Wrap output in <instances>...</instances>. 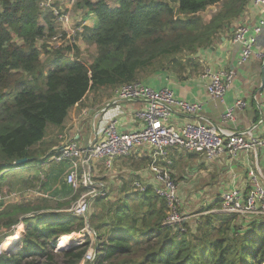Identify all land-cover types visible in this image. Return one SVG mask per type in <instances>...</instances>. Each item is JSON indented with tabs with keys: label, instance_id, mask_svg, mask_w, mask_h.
I'll list each match as a JSON object with an SVG mask.
<instances>
[{
	"label": "trees",
	"instance_id": "obj_1",
	"mask_svg": "<svg viewBox=\"0 0 264 264\" xmlns=\"http://www.w3.org/2000/svg\"><path fill=\"white\" fill-rule=\"evenodd\" d=\"M250 1L77 0V8L93 12L99 21L83 29V40L97 48L87 64L77 50L75 58L71 47L49 45L57 24L42 11L40 0H0V186L9 172L47 162L54 151L44 159L39 156L46 153L48 129L61 127L90 91L134 81L150 85L153 75L198 68L199 50L213 44ZM211 8L209 18L202 16ZM43 52L50 53L47 62ZM24 158L27 163H16ZM63 188L65 195L76 194L67 183ZM94 205L103 208L89 216L97 233L92 264H264V216L244 225L236 215L211 213L195 235L165 222L166 202L152 187L126 192L115 202L98 197ZM45 207L12 204L0 213V230L6 229L1 239L14 235L18 224L25 225L0 264L81 263L91 238L80 245L64 247L63 242L85 229V219L66 209L43 211Z\"/></svg>",
	"mask_w": 264,
	"mask_h": 264
},
{
	"label": "crops",
	"instance_id": "obj_2",
	"mask_svg": "<svg viewBox=\"0 0 264 264\" xmlns=\"http://www.w3.org/2000/svg\"><path fill=\"white\" fill-rule=\"evenodd\" d=\"M74 1L65 3L64 0H58L62 6L66 5L67 7H71ZM78 11L82 13L78 20L82 19L86 23L85 26L95 27L98 25V18L93 12L85 8H79ZM70 16L74 23L71 14ZM261 16L260 9L251 0L242 14L238 18H234L231 23L227 24L219 32L213 44L199 50L197 63L200 65L198 68L195 66L186 67L183 73H161L153 75L147 80L154 87L171 88L175 95L180 98L202 103L203 110L200 113L185 114L178 111L168 120L169 124L181 127L186 122L202 121L218 129L245 130L259 122L258 128L253 130V135L260 139L264 137V91L261 88L263 64L257 57L253 56L244 66L239 67L238 58L241 45L234 40V32L238 26L246 24L252 28L260 21ZM83 42L85 41L82 39L80 43ZM263 48L264 32L258 37L255 50L257 52ZM206 68L236 71V78L224 101L214 100L208 93L206 88L208 82L202 78V73ZM115 89L90 91L82 103L75 105L71 109L61 127H50L45 138L46 153L39 156V158L44 159L51 155L53 151L57 152L65 141L75 140L80 144H87L90 140L101 136L102 129L111 118L118 119V125L121 130H135L138 127V123L133 120L132 113L133 110L144 106L143 101H120L115 104L113 103ZM103 90L109 92V94L101 93ZM238 98L247 100L249 104L246 109L237 112V121L235 126L232 127L224 121L223 114L227 106ZM40 149L43 150V148ZM134 152L138 153L136 156L140 157L141 161L147 162L146 169H140L141 167L132 163L123 164L121 159L114 163L112 170H107L101 162L94 164V180L100 184L102 190H105V195L97 196L96 198L107 197L115 202L126 192L130 195L137 194V192L144 193L137 189V182L144 183L147 187H152L153 173L150 167L151 157L149 151L147 148L139 147ZM142 152H144L145 160H142ZM201 154L203 153L176 149L171 153L167 162L164 163V166L171 170L172 174L181 171L178 164L183 158L192 166V174L189 175L190 178L187 185L178 182L179 196L183 209L185 213L191 216L190 218L196 216L195 210H193L196 205L199 204V206L203 205L204 207L216 205L221 201L222 194L227 190L241 187L245 192H248L251 189L252 172L261 175L264 179V146L259 147L256 151H242L236 157H231L228 153H224L216 159H209L205 154L203 156ZM68 167L69 164L67 163H52L48 159L47 162L35 163L25 169L9 172L8 175L13 177L10 185L14 186L13 188L15 189L12 191L14 198L19 195L17 190H20L22 186L28 187L23 196V198L27 199V202H21V196L19 195V198L10 203L24 204L38 199L39 201L41 200V202H38L39 204L46 206V211L65 212L66 207H60V205L65 204V202L70 203V205L74 203L70 201L72 199L71 193L63 194V184H66L65 176ZM31 184H41L46 191L33 189ZM54 201L57 203V207L47 205V203ZM6 206L8 205L0 206V213ZM68 208L66 211H68ZM207 211L203 212L202 215ZM238 220V224L242 220L241 224L246 225V219L241 218L240 220L239 218ZM192 225L190 227H194ZM22 226L25 227L21 223L14 228L15 232L19 231L17 238L24 232H21ZM18 240L12 241L8 247L10 248ZM72 242L74 243V240L70 241L66 246H72ZM60 244L63 246L61 240ZM8 247L7 250H9ZM59 248L61 247L59 246Z\"/></svg>",
	"mask_w": 264,
	"mask_h": 264
},
{
	"label": "built area",
	"instance_id": "obj_3",
	"mask_svg": "<svg viewBox=\"0 0 264 264\" xmlns=\"http://www.w3.org/2000/svg\"><path fill=\"white\" fill-rule=\"evenodd\" d=\"M252 2L260 9L262 16L254 27L250 28L244 24L238 26L234 32V40L241 45L239 67L244 66L253 56L264 65V48L257 52L255 50L258 37L264 32V0H252ZM40 7L42 11L52 14L57 24L58 33L50 38L49 45H53L51 46L53 49L68 46L71 47V53H75L83 39L82 33L86 23L80 19L74 24L70 14L58 6V0H40ZM236 75L235 70L206 68L202 78L208 82L206 88L212 99L224 101ZM135 100H141L144 104L141 108L133 110L132 118L138 123L135 130L123 131L119 128L118 119L111 118L102 129L101 136L90 140L87 144H80L75 140L65 141L57 152L50 156L49 159L53 163L69 164L65 180L79 194V198L71 205L68 212L87 220L93 207V200L97 196L105 195V190H102L100 184L94 180L95 163L101 162L107 170H112L118 159L128 158L136 148L144 147L151 157L152 188L167 205L165 222L175 229L186 230L185 223L191 216L185 213L179 196L178 183L164 163L176 149L203 153L209 159H216L224 153L236 157L242 151H256L264 146V137L260 139L253 135V130L258 128L259 122L245 130L218 129L202 121L186 122L181 127H175L169 124L168 120L176 112L198 114L203 110L202 103L180 98L169 87L157 88L142 81L123 84L115 89L113 103ZM248 104L243 98L235 99L227 106L223 114L224 121L234 127L237 112L246 109ZM250 184L251 189L248 192L241 187L225 191L220 205L207 212L241 216L246 221L263 217L264 179L261 175L252 172ZM136 187L140 192H145L147 189L146 184L141 182H137ZM1 190L0 186V195ZM82 233L83 238L89 236L92 244L95 242L97 233L92 228L89 227ZM12 236L0 241V256L8 252L5 243ZM96 254V247H92L81 262L92 264Z\"/></svg>",
	"mask_w": 264,
	"mask_h": 264
},
{
	"label": "rangeland",
	"instance_id": "obj_4",
	"mask_svg": "<svg viewBox=\"0 0 264 264\" xmlns=\"http://www.w3.org/2000/svg\"><path fill=\"white\" fill-rule=\"evenodd\" d=\"M69 1H72V0H64L65 3L69 2ZM58 6H60L64 12L70 13L72 15L74 24H76L78 22V21L76 22V20H78V18H80L82 16V13H80L78 11L79 8L76 7V0L74 1L73 5H71V7H67L66 5L62 6L59 2H58ZM213 9L214 8H211V9L207 10L206 12H203L202 16H204L205 18H209L210 17L209 13ZM50 46L53 47V45H50ZM76 50H77V53H79V56H78L79 60H82V61H84L87 64L92 63L93 59L95 58V56L97 54L96 46L92 45V44L85 43V42L80 43L78 45V47L76 48ZM76 50H75V53H71L72 57L76 58ZM50 52H52V51L50 50ZM49 54L50 53L43 52L42 59H43L44 62H47ZM101 93L109 94V92L104 91V90ZM100 95H102V94H100ZM137 154L138 153L134 152L128 158L121 159V161H123L122 163L126 164V165L128 163H132L134 165H137L138 167H141L140 169H142V168L146 169L147 162L141 161V158L136 156ZM142 155H143L142 160H145L144 152H142ZM201 155L203 156V154H201ZM178 166H179V169L181 171L179 173H173V178L176 179L177 183L181 182L183 185H187V183L189 181V178H190L189 175L192 174V171H191L192 170V166L184 158L180 162V164H178ZM226 178H227V176H226ZM12 181H13V177L12 176L4 175V179H3L4 185L2 186V190H1L2 193L0 195V206H3L5 204H7L8 206L14 204V203H10V202H14L17 198H19V195L21 196V198H20L21 202H27L26 201L27 199L23 198V196H24V194L26 192V189H28V187L22 186V188L20 190H17L19 195L14 198V196L12 194V191L15 190V189L13 188L14 186L10 185V182H12ZM31 186H32L33 189H38V190H41L43 192L46 191L45 187L43 185H41V184H37V185L31 184ZM71 198H72V199H70L71 203L75 202L79 198L78 192H76V194L72 195ZM33 202H41V200L39 201L38 199H34ZM220 202L221 201H219L218 204H216V206H214V208H217L218 205L220 204ZM1 203H4V204H1ZM47 205H49L50 207H57V203L55 201L52 202V203L49 202V203H47ZM209 206L210 205H207L206 207H204L203 205L199 206V204L196 205L195 209H193V210H195L194 213L196 214V216L194 218H190V220H187L186 223H185V226L188 229L191 228L192 233H194L195 235H198L200 233L199 230H198V227L199 226H203L202 222H204L206 220L207 215L211 214V212H207V213L202 215L203 212L208 210L207 208ZM102 208H103V205H98V206L97 205H93L92 210H94V211L96 209L101 210ZM54 209H52V210H54ZM92 210H91V212H92ZM44 211H46V210H44ZM91 212H90V214H91ZM90 214H89V216H90ZM213 214H216V213H212V215ZM89 216H88L87 220H85V225H86L85 229H89V227H90ZM239 218L241 220V216ZM191 225L194 226V227H190ZM24 228H25L24 226L21 227V232L24 231ZM5 230L6 229L0 230V241L4 240V239H1V236L5 232ZM76 234H82V233H76ZM73 240H74V243L72 242L73 243L72 246L73 245L82 244L85 239L83 240V237H79L78 235L77 236L73 235L70 241H73ZM95 242H94L95 244L93 243L94 245L92 244L90 247H88L87 251L91 250L92 247H95L97 245V241H95ZM57 243H58L57 245H59V242H57ZM68 243H70V242H68ZM63 244H64V242H63ZM16 245L19 247L18 244H16ZM64 246H66V245H64ZM96 252H97V250H96ZM79 264H85V263L81 262Z\"/></svg>",
	"mask_w": 264,
	"mask_h": 264
},
{
	"label": "bare ground",
	"instance_id": "obj_5",
	"mask_svg": "<svg viewBox=\"0 0 264 264\" xmlns=\"http://www.w3.org/2000/svg\"><path fill=\"white\" fill-rule=\"evenodd\" d=\"M18 234H19V231H17V232H15V235H13L11 238H10V240L7 242V243H5V246L6 247H8L10 244H11V242L12 241H16V240H18L19 238H17V236H18ZM79 236V237H83V233L82 234H71V235H69L67 238H66V240H64V244L65 245H68L69 243L68 242H70V240H71V238H72V236ZM21 236V235H20Z\"/></svg>",
	"mask_w": 264,
	"mask_h": 264
},
{
	"label": "water",
	"instance_id": "obj_6",
	"mask_svg": "<svg viewBox=\"0 0 264 264\" xmlns=\"http://www.w3.org/2000/svg\"><path fill=\"white\" fill-rule=\"evenodd\" d=\"M263 85H264V65H263V71H262V86H261L262 89H263ZM27 162H28L27 158L16 161L17 164H25Z\"/></svg>",
	"mask_w": 264,
	"mask_h": 264
}]
</instances>
